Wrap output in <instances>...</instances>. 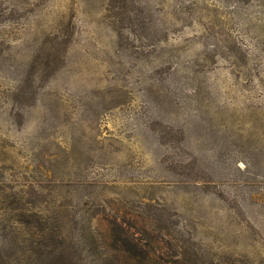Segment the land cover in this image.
Segmentation results:
<instances>
[{"label":"rangeland","instance_id":"rangeland-1","mask_svg":"<svg viewBox=\"0 0 264 264\" xmlns=\"http://www.w3.org/2000/svg\"><path fill=\"white\" fill-rule=\"evenodd\" d=\"M111 2L0 0V264H264V0Z\"/></svg>","mask_w":264,"mask_h":264},{"label":"trees","instance_id":"trees-1","mask_svg":"<svg viewBox=\"0 0 264 264\" xmlns=\"http://www.w3.org/2000/svg\"><path fill=\"white\" fill-rule=\"evenodd\" d=\"M111 4H112V8L115 7V2L119 3L120 0H111ZM110 4V5H111ZM119 7V5H117ZM111 8V9H112ZM119 14V13H118ZM109 224L111 225V228H113L114 230V225L116 224L115 222H109ZM120 232H121V235H120V238L118 240H120V243L123 242L125 240V237L124 236V232L126 230V228H122L121 226L118 227ZM134 240V239H133ZM131 245L134 247V249L136 251H139V254H136L137 256L140 257L139 259V262L141 260V264H146L148 262V260L150 259V254H148L147 252H144L140 247L143 246L142 243H134V242H131ZM120 244L119 245H116L115 246V250L117 251H121L120 249ZM123 250V249H122ZM178 259H175L173 261L174 264H186V259L184 258L183 254L181 252H179L178 254ZM118 264V263H116Z\"/></svg>","mask_w":264,"mask_h":264}]
</instances>
